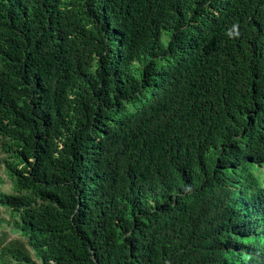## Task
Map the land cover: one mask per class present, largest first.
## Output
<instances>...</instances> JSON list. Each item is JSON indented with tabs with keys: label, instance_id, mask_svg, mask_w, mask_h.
Wrapping results in <instances>:
<instances>
[{
	"label": "trees",
	"instance_id": "trees-1",
	"mask_svg": "<svg viewBox=\"0 0 264 264\" xmlns=\"http://www.w3.org/2000/svg\"><path fill=\"white\" fill-rule=\"evenodd\" d=\"M0 264H264V0H0Z\"/></svg>",
	"mask_w": 264,
	"mask_h": 264
},
{
	"label": "rangeland",
	"instance_id": "rangeland-1",
	"mask_svg": "<svg viewBox=\"0 0 264 264\" xmlns=\"http://www.w3.org/2000/svg\"><path fill=\"white\" fill-rule=\"evenodd\" d=\"M11 190L10 178L6 175L4 167L0 164V191L11 192ZM11 221L12 220L8 209L0 205V236L3 234L2 237H6V239H18L22 241V236L12 230ZM29 253L30 256L32 254V258L35 259L36 264H41V262L34 256L31 250H29Z\"/></svg>",
	"mask_w": 264,
	"mask_h": 264
},
{
	"label": "clouds",
	"instance_id": "clouds-1",
	"mask_svg": "<svg viewBox=\"0 0 264 264\" xmlns=\"http://www.w3.org/2000/svg\"><path fill=\"white\" fill-rule=\"evenodd\" d=\"M16 232V231H15ZM18 234H19V232H17ZM22 239H23V237H22ZM15 240H18V239H15ZM10 241H13V239H6V237H5V243H7V242H10ZM19 241H21V240H19ZM23 241V240H22ZM32 252V251H31ZM34 254V253H33ZM35 256V255H34ZM31 258H32V254H31ZM38 259V258H37ZM40 262H41V260L40 259H38ZM32 262L34 263V264H36L35 263V259H33L32 258ZM41 264H43L42 262H41Z\"/></svg>",
	"mask_w": 264,
	"mask_h": 264
}]
</instances>
